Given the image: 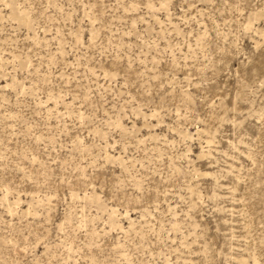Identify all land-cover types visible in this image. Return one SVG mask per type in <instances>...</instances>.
Masks as SVG:
<instances>
[{"label": "rangeland", "instance_id": "obj_1", "mask_svg": "<svg viewBox=\"0 0 264 264\" xmlns=\"http://www.w3.org/2000/svg\"><path fill=\"white\" fill-rule=\"evenodd\" d=\"M0 264H264V0H0Z\"/></svg>", "mask_w": 264, "mask_h": 264}]
</instances>
